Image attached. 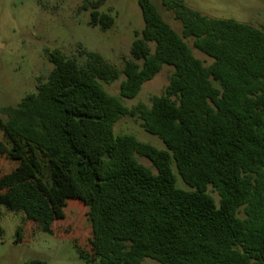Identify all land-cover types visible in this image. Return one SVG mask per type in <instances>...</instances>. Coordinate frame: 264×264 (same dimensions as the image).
Returning <instances> with one entry per match:
<instances>
[{"label": "trees", "instance_id": "obj_1", "mask_svg": "<svg viewBox=\"0 0 264 264\" xmlns=\"http://www.w3.org/2000/svg\"><path fill=\"white\" fill-rule=\"evenodd\" d=\"M102 1L83 10L106 31L114 20L97 11ZM162 2L180 34L138 0L144 26L121 70L95 52L79 65L54 50L46 81L1 109L0 157L16 168L0 174V206L52 235L68 201L81 203L91 235L88 249L77 234L74 247L85 264H264V29ZM186 39L212 62L197 59ZM163 66L173 73L150 108L129 110L102 86L122 75L120 97L131 100ZM126 115L166 150L115 135ZM173 163L189 190L176 187ZM25 235L22 223L15 243Z\"/></svg>", "mask_w": 264, "mask_h": 264}, {"label": "rangeland", "instance_id": "obj_2", "mask_svg": "<svg viewBox=\"0 0 264 264\" xmlns=\"http://www.w3.org/2000/svg\"><path fill=\"white\" fill-rule=\"evenodd\" d=\"M98 1L0 0V122L6 120V116L1 113L2 108L16 106L23 98L35 93L39 83L46 81L53 68L48 61V54L54 50H59L67 58L76 59L79 65L86 62V53L95 52L119 70L124 61L131 58L134 33L141 31L144 26L138 0H103L97 11L108 14L114 20L112 27L106 31L98 26H90L92 9L83 10L84 5ZM150 1L163 19L180 34V24L166 10L162 0ZM180 1L207 17L234 20L264 29V0ZM185 41L197 59L206 66L212 62V59L193 48L191 39ZM172 73L173 68L163 66L131 100L120 97V85L125 79L122 75L116 81L102 82V86L109 95L119 98L129 110L138 105L150 108L154 97L164 95ZM114 134L131 135L140 142L166 150L158 137L144 131L137 117L126 115L120 118L114 125ZM136 159L154 174L157 173L148 159L138 155ZM14 168L16 164L13 161L0 157V174ZM172 169L176 176V187L189 190L178 175L174 163ZM208 194L216 203L219 202V196L212 187L208 188ZM63 211L64 218L53 223L55 232L49 235L38 230L33 223L25 222L22 212H11L6 206H0V264H23L34 259L47 264H85L74 246L77 234L88 249L87 239L91 235V228L87 208L75 200H69ZM22 223L26 235L21 243H15L17 227ZM141 264L159 263L145 258Z\"/></svg>", "mask_w": 264, "mask_h": 264}]
</instances>
